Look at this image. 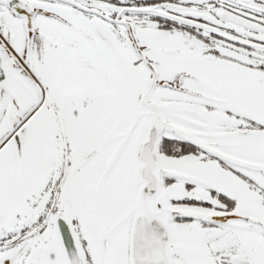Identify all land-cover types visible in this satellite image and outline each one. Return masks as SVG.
I'll list each match as a JSON object with an SVG mask.
<instances>
[{"label": "snow or ice", "instance_id": "obj_1", "mask_svg": "<svg viewBox=\"0 0 264 264\" xmlns=\"http://www.w3.org/2000/svg\"><path fill=\"white\" fill-rule=\"evenodd\" d=\"M0 264H264V0H0Z\"/></svg>", "mask_w": 264, "mask_h": 264}]
</instances>
